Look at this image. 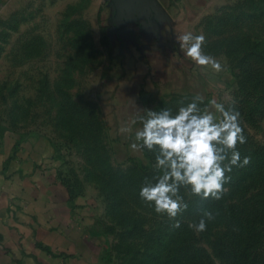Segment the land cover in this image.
Wrapping results in <instances>:
<instances>
[{"label": "rangeland", "instance_id": "374dc122", "mask_svg": "<svg viewBox=\"0 0 264 264\" xmlns=\"http://www.w3.org/2000/svg\"><path fill=\"white\" fill-rule=\"evenodd\" d=\"M110 2L17 0L0 13V134L47 145L70 198L92 213L99 264H264V0H217L179 32L204 35L205 53L220 61L219 73L192 62L205 103L215 98L239 111L247 142L237 147L241 160L251 157L233 167L221 200L182 188L188 209L175 218L179 228L139 196L156 175L154 152L131 148L142 125L121 128L145 108L175 113L195 94L157 87L133 106V119L120 122L111 95L119 43ZM204 210L215 219L197 232L189 224Z\"/></svg>", "mask_w": 264, "mask_h": 264}, {"label": "crops", "instance_id": "0c3cea01", "mask_svg": "<svg viewBox=\"0 0 264 264\" xmlns=\"http://www.w3.org/2000/svg\"><path fill=\"white\" fill-rule=\"evenodd\" d=\"M16 1L0 0V13ZM216 1L150 0L148 16L140 9L117 13L116 4L107 3L119 43L111 95L120 122L133 119V106L160 86L207 95L176 37ZM18 141L0 134V264H99L92 213L70 198L47 145Z\"/></svg>", "mask_w": 264, "mask_h": 264}, {"label": "clouds", "instance_id": "9594fccd", "mask_svg": "<svg viewBox=\"0 0 264 264\" xmlns=\"http://www.w3.org/2000/svg\"><path fill=\"white\" fill-rule=\"evenodd\" d=\"M181 50L197 65L211 66L217 73L222 65L214 56L205 53V36L185 32L176 37ZM145 115L131 120L121 132H132L131 125L138 121L142 127L136 129L133 151L147 149L154 152L156 175L145 182L139 190L140 198L154 206L158 214L169 219L181 215L188 209L181 189L201 199L221 200L231 181L229 173L233 167H245L250 156L243 157L237 147L247 142L241 125L240 113L234 106L226 107L217 99L197 94L186 105L173 113L169 108L156 111L145 108ZM211 211L204 210L198 222L189 224L197 232L207 229V221L214 220ZM173 227L179 228L175 220Z\"/></svg>", "mask_w": 264, "mask_h": 264}, {"label": "water", "instance_id": "95a60500", "mask_svg": "<svg viewBox=\"0 0 264 264\" xmlns=\"http://www.w3.org/2000/svg\"><path fill=\"white\" fill-rule=\"evenodd\" d=\"M117 7V13L119 10L126 8L129 14L135 15L136 10H143L148 16L150 14V0H112Z\"/></svg>", "mask_w": 264, "mask_h": 264}]
</instances>
